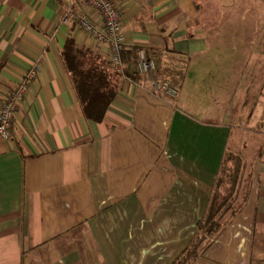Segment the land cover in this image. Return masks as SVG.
Instances as JSON below:
<instances>
[{
	"label": "crops",
	"instance_id": "0c3cea01",
	"mask_svg": "<svg viewBox=\"0 0 264 264\" xmlns=\"http://www.w3.org/2000/svg\"><path fill=\"white\" fill-rule=\"evenodd\" d=\"M114 2L125 75L96 122L61 56L70 37L111 68L81 0H0V105L38 66L0 139V264H172L227 148L245 161L233 211L190 264H264V0ZM134 48L175 96L136 71Z\"/></svg>",
	"mask_w": 264,
	"mask_h": 264
},
{
	"label": "trees",
	"instance_id": "16d2710c",
	"mask_svg": "<svg viewBox=\"0 0 264 264\" xmlns=\"http://www.w3.org/2000/svg\"><path fill=\"white\" fill-rule=\"evenodd\" d=\"M88 54L78 48L74 39L70 37L61 51L83 116L99 122L117 91V79L120 74L112 68H106L104 61L96 57L92 59ZM244 167L242 154L227 148L221 170L211 191L207 210L197 221L191 240L172 264H190L223 228L224 215L233 211Z\"/></svg>",
	"mask_w": 264,
	"mask_h": 264
},
{
	"label": "built area",
	"instance_id": "2783aa9c",
	"mask_svg": "<svg viewBox=\"0 0 264 264\" xmlns=\"http://www.w3.org/2000/svg\"><path fill=\"white\" fill-rule=\"evenodd\" d=\"M86 9L78 18L79 26L90 34L97 43L107 49L110 67L121 75H125L122 55L128 47L122 33L121 13L114 0H81ZM134 65L137 72L145 75L153 88L162 90L169 96L177 94L176 88L169 80L159 81L154 78L155 64L143 48L135 50ZM37 65L31 66L24 74L18 85L9 90L0 105V139L11 140L10 130L17 103L27 92L30 83L37 72Z\"/></svg>",
	"mask_w": 264,
	"mask_h": 264
},
{
	"label": "rangeland",
	"instance_id": "374dc122",
	"mask_svg": "<svg viewBox=\"0 0 264 264\" xmlns=\"http://www.w3.org/2000/svg\"><path fill=\"white\" fill-rule=\"evenodd\" d=\"M262 4H264L263 2H262ZM260 5H258V7H259ZM261 7V6H260ZM154 64H155V62H154ZM156 65V64H155ZM164 80H169V79H164ZM170 82H171V80H169ZM171 84L173 85V83L171 82ZM174 86V85H173ZM175 87V86H174ZM176 88V87H175ZM176 90H177V88H176ZM230 150L231 151H233V152H241L242 150L240 149V148H230ZM229 163V162H228ZM244 187V185L242 186V188H241V192L239 193V200L241 199V196H242V190L244 189L243 188ZM225 191L223 190V193H224ZM238 203V202H237Z\"/></svg>",
	"mask_w": 264,
	"mask_h": 264
}]
</instances>
